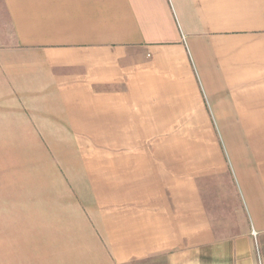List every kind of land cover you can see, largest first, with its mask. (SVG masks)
Listing matches in <instances>:
<instances>
[{"label": "crops", "instance_id": "1", "mask_svg": "<svg viewBox=\"0 0 264 264\" xmlns=\"http://www.w3.org/2000/svg\"><path fill=\"white\" fill-rule=\"evenodd\" d=\"M0 264H264V0H0Z\"/></svg>", "mask_w": 264, "mask_h": 264}, {"label": "rangeland", "instance_id": "2", "mask_svg": "<svg viewBox=\"0 0 264 264\" xmlns=\"http://www.w3.org/2000/svg\"><path fill=\"white\" fill-rule=\"evenodd\" d=\"M218 134H219V136H221V133H219V130H218V132H217Z\"/></svg>", "mask_w": 264, "mask_h": 264}]
</instances>
